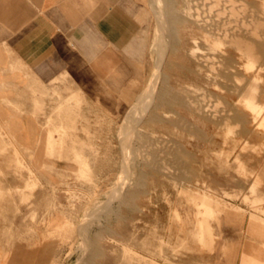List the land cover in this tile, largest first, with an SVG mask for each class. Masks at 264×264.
Listing matches in <instances>:
<instances>
[{
  "label": "rangeland",
  "instance_id": "rangeland-1",
  "mask_svg": "<svg viewBox=\"0 0 264 264\" xmlns=\"http://www.w3.org/2000/svg\"><path fill=\"white\" fill-rule=\"evenodd\" d=\"M32 2L0 0V47ZM167 7L157 72L167 91L131 135L121 124L156 56L150 11L143 67L110 85L114 94L99 84L106 97L97 103L73 84L37 86L0 50V264H210L230 253L254 264L257 251L264 264V0ZM76 92L68 109L79 114L51 132L54 148L43 152V133L66 121L58 104ZM29 113L40 120L38 142L21 130Z\"/></svg>",
  "mask_w": 264,
  "mask_h": 264
},
{
  "label": "crops",
  "instance_id": "crops-1",
  "mask_svg": "<svg viewBox=\"0 0 264 264\" xmlns=\"http://www.w3.org/2000/svg\"><path fill=\"white\" fill-rule=\"evenodd\" d=\"M169 1L171 0H34L32 2L34 11L29 14L27 22L8 39L9 48L2 46L0 50L3 48L8 54L12 53L15 60L31 74L30 78L37 86L73 84L76 87L74 91L84 90L88 94V99L97 103L106 97L104 91L101 93L97 91L99 84L105 85L108 93L114 94L112 85H121L131 78L127 71L130 73L132 68L143 67L139 53L143 51L142 30L148 19L147 12L150 11L155 18L151 47L156 56L147 85L130 105L121 124L123 126L131 114V116L139 114L141 120L155 96L158 98L167 91L163 84L159 86L160 80L158 81L157 75H153L156 68L154 64L156 65L161 51L159 46L158 49H154L153 44L157 33L159 6H164L167 19ZM167 49L168 44L166 52ZM164 60L165 56L157 67L160 73ZM4 63L6 62L0 55V64ZM7 64L11 65L10 62ZM100 94L103 97L100 98ZM71 100H79L77 92L58 104L57 108L61 111L57 115L64 116L66 121H60L57 127L43 133V152L54 148L55 141L52 140L51 132L58 128L70 127L72 116L79 114L69 110ZM138 105L142 108L139 109ZM134 108H138V111ZM21 121V130L26 133L27 140L31 141L35 136L34 140L38 142L40 120L29 113L22 117ZM39 162L70 163L65 159L53 160L46 157ZM236 260L237 256L234 258L230 253L219 261L212 259L210 264H237Z\"/></svg>",
  "mask_w": 264,
  "mask_h": 264
},
{
  "label": "bare ground",
  "instance_id": "bare-ground-1",
  "mask_svg": "<svg viewBox=\"0 0 264 264\" xmlns=\"http://www.w3.org/2000/svg\"><path fill=\"white\" fill-rule=\"evenodd\" d=\"M160 1V0H159ZM163 1V0H162ZM165 1V0H164ZM187 3V2H186ZM162 4H163V2H162ZM163 7V8H162ZM161 8V9H160ZM212 13V12H211ZM198 20V19H197ZM229 21V20H228ZM231 21V20H230ZM233 22V21H232ZM212 24V23H211ZM221 24V23H220ZM218 25V24H217ZM224 25V24H223ZM225 25H226V23H225ZM228 26L229 25H231V24H227ZM227 25H226V27H227ZM239 25H241V24H239ZM209 26V25H208ZM222 26V25H221ZM245 26V25H244ZM237 27V26H236ZM239 27V26H238ZM241 28V33H247L248 35H250V36H252V34H253V31H251V30H248V29H246L247 28V26L244 28V27H240ZM213 29H214V27H213ZM231 29V28H230ZM234 29V28H233ZM244 31H243V30ZM248 30V31H247ZM214 31V30H213ZM234 31V30H233ZM235 32V31H234ZM207 33V32H206ZM237 33V32H236ZM167 35H169L168 34V29H167V20H166V14H165V11H164V6L163 5H160L159 6V14H158V22H157V33H156V36H155V41H154V49H158V46L160 47V49H161V51H160V54H159V56H158V58H157V61H156V65L154 64V66H156V68H155V70H154V73H153V75H157L158 73V71H157V67H158V65L160 64V62L163 60V58H164V56H165V52H166V46H167V44H168V42H167V40H166V36ZM148 86H150V85H148ZM150 88H151V86H150ZM153 89V88H152ZM154 90H155V88H154ZM151 91H149V93H150ZM155 92V91H154ZM151 94V93H150ZM148 95V94H147ZM143 98V97H142ZM153 98V97H152ZM145 101V100H144ZM146 102V101H145ZM148 103V102H147ZM145 104V103H144ZM139 106V105H138ZM136 107V106H135ZM140 107V106H139ZM143 107H145V106H143ZM142 107H140L139 109H141ZM133 109V108H132ZM134 109H137V110H135V111H138V108H134ZM144 109V108H143ZM140 111V110H139ZM141 112V111H140ZM129 115H130V113H129ZM132 115V114H131ZM130 115V117H128V120H127V123L125 124V125H123V129L126 131V132H128L127 134H132L131 132H132V128H131V126H133L134 124H135V120L140 116L139 114L138 115H135V116H131ZM120 180H122V182L121 181H119L118 183L119 184H122V183H124V181H126L125 180V178L124 177H121V179ZM114 190V189H113ZM115 192V191H114ZM116 192H117V189H116ZM98 208H100V207H98ZM97 208V209H98ZM98 210H100V209H98ZM97 210V211H98ZM99 214V213H98ZM99 216V215H98ZM99 218V217H98ZM96 220H97V218H96ZM251 224H253V225H256L255 223H254V221H252L251 222ZM257 226V225H256ZM259 227H261V226H259ZM262 228V227H261ZM264 228V227H263ZM259 251H257V253H258ZM256 253V254H257ZM253 255V254H251V256H249V257H251V260H253V263L254 264H259L260 262H261V259L257 256V255Z\"/></svg>",
  "mask_w": 264,
  "mask_h": 264
}]
</instances>
